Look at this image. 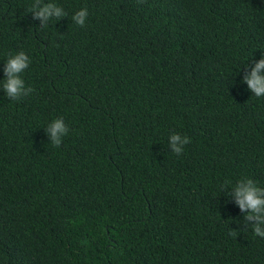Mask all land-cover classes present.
Instances as JSON below:
<instances>
[{
	"label": "trees",
	"instance_id": "obj_1",
	"mask_svg": "<svg viewBox=\"0 0 264 264\" xmlns=\"http://www.w3.org/2000/svg\"><path fill=\"white\" fill-rule=\"evenodd\" d=\"M33 2L0 0V69L25 50L34 88L0 91V264H264L219 191L264 187V97L241 82L264 0H57L68 17L46 28ZM59 116L57 148L43 128Z\"/></svg>",
	"mask_w": 264,
	"mask_h": 264
},
{
	"label": "clouds",
	"instance_id": "obj_2",
	"mask_svg": "<svg viewBox=\"0 0 264 264\" xmlns=\"http://www.w3.org/2000/svg\"><path fill=\"white\" fill-rule=\"evenodd\" d=\"M28 13H31L33 20L40 22L38 28H46L50 22H58L68 17V13L57 0H34ZM89 15L88 8L83 7L75 11L70 19L76 26L84 27L88 23ZM31 64L32 58L25 50L8 55L3 62L0 71L4 76L0 78V91L8 99L20 101L34 92V88L28 86L23 78L24 72ZM244 73L242 84L246 85L247 90L256 98L264 97V55L254 60L251 65H244ZM43 129L49 142L57 148L62 145L70 132L63 116L52 119ZM189 143L190 139L187 135L173 132L168 137L167 147L176 156H180ZM219 191L220 195L226 197V203L234 199L240 212L244 213L243 220L237 222L242 225L243 230L251 229L256 237L264 239V187L249 176H241L234 184L230 181L221 183ZM230 230V234L237 231Z\"/></svg>",
	"mask_w": 264,
	"mask_h": 264
}]
</instances>
